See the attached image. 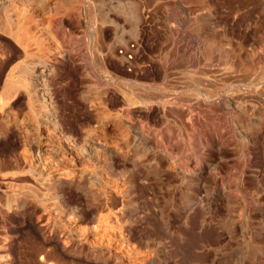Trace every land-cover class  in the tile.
I'll return each mask as SVG.
<instances>
[{"label":"rangeland","instance_id":"1","mask_svg":"<svg viewBox=\"0 0 264 264\" xmlns=\"http://www.w3.org/2000/svg\"><path fill=\"white\" fill-rule=\"evenodd\" d=\"M21 9L30 32L22 45L6 31L16 32L14 23L3 22L5 14L14 21ZM191 29L198 44L184 50L176 36ZM29 67L46 68L44 92L52 106L21 85L19 70ZM9 82L18 89L7 88ZM0 86V174L16 173L22 177L14 184L38 189L51 226L73 236L67 247L56 235L49 242L64 252L65 264H126L108 257L105 246H99L102 258L91 256L80 236L94 233L107 214L98 188L109 195L110 184L121 195L112 193L108 217L120 219L126 231L110 235L112 251L126 246L145 257L143 264H264V0H0ZM2 106L12 108L16 123L7 126ZM51 111L62 132L74 134L71 147L53 128ZM105 122L126 130L125 157L84 134ZM39 128L49 137H40ZM112 129L123 143L120 130ZM45 144L55 162L82 175L79 185L46 178L40 185L33 178L32 172H50L37 154ZM80 159L89 165L85 171ZM182 164L186 173L178 172ZM3 180L2 197L9 182ZM31 204V232L38 236L41 206ZM189 205L191 213L181 217Z\"/></svg>","mask_w":264,"mask_h":264},{"label":"bare ground","instance_id":"2","mask_svg":"<svg viewBox=\"0 0 264 264\" xmlns=\"http://www.w3.org/2000/svg\"><path fill=\"white\" fill-rule=\"evenodd\" d=\"M41 5H43L44 0H40ZM13 10L16 11V6H13ZM24 9H21V12L19 13V15H17L18 17L12 21V19L10 18V16H8L7 14L4 15V25L6 24H10L11 22L14 23V25L16 26V32H10L8 31V29L6 30L7 33L9 35H11L17 42H19L21 45L24 43V41L26 40L27 36L29 35V18L26 15V12L23 11ZM129 18V17H128ZM182 23H187L188 24V20L184 19V18H180L179 19ZM129 21V20H128ZM132 21V20H131ZM130 21V22H131ZM135 22V21H134ZM2 24V23H1ZM12 25V24H11ZM62 27V26H61ZM4 28V27H3ZM2 29V28H1ZM59 29V28H58ZM14 30V29H13ZM62 32V31H61ZM64 32V31H63ZM187 32V31H186ZM4 33V32H3ZM6 33V32H5ZM186 35L189 36V42H183ZM185 35V32L183 34V32L181 34H178L176 37H178L179 42L181 47L186 50H190V46L192 43H195V45L198 44V40H197V36L195 34V32L191 29L189 30V32ZM33 40L38 41L39 39L36 37H32ZM30 41V40H29ZM28 42V41H27ZM56 42V41H55ZM191 42V43H190ZM30 46V45H29ZM57 46V45H56ZM25 47V46H23ZM38 51H40L41 53L45 50L43 45L40 44V42L38 43ZM59 48V47H57ZM60 49V48H59ZM62 49V48H61ZM64 49V48H63ZM65 50V49H64ZM63 50V51H64ZM29 51V50H28ZM31 52V51H30ZM66 53V52H65ZM68 53V52H67ZM57 55V54H56ZM25 56V55H24ZM35 56V55H34ZM59 56V55H58ZM29 58V57H28ZM20 62V61H19ZM49 62V61H48ZM21 63V62H20ZM33 64V63H32ZM219 64V63H218ZM12 65V64H11ZM16 65V64H14ZM22 65V64H21ZM46 65V64H45ZM216 65V64H215ZM221 65V64H220ZM217 66V65H216ZM20 68V67H19ZM10 69V67H9ZM36 68H32L29 67L28 71H22L19 70V74H20V83L21 85L26 88L29 89L30 91H37L39 92L42 96H44L46 102H47V106H52V101L51 98L49 96H47V92H44V87L46 84V68L43 67L42 69L39 70H35ZM91 69V68H90ZM13 71V70H12ZM11 71V72H12ZM17 71V70H16ZM91 71V70H90ZM14 72V71H13ZM50 72V71H49ZM92 72V71H91ZM8 73V72H7ZM7 73L5 75H7ZM18 73V72H17ZM48 73V72H47ZM51 73V72H50ZM13 74V73H12ZM11 74V75H12ZM15 74V73H14ZM91 74V73H90ZM10 75V76H11ZM12 77V76H11ZM4 81V80H3ZM10 81V80H9ZM6 82V80H5ZM37 82H39V85L41 86L39 89H36V86H38ZM208 82V81H206ZM8 83V82H7ZM10 84L7 85V88H10V90H17L18 86L14 85L13 83L9 82ZM2 84V83H1ZM209 84V83H208ZM208 86V85H207ZM210 86V85H209ZM212 86V85H211ZM1 87V86H0ZM3 88V87H2ZM48 89V87H47ZM51 90V89H50ZM4 92V91H3ZM8 92V91H7ZM52 91H50L51 93ZM121 92V91H120ZM124 92V91H123ZM9 93V92H8ZM16 94V93H15ZM52 94V93H51ZM123 95V94H122ZM7 96V95H6ZM17 96V95H16ZM125 96V95H124ZM123 96V97H124ZM10 97V96H9ZM23 97V96H22ZM52 97V96H51ZM129 97V96H128ZM5 98V96L3 97ZM11 98V97H10ZM9 98V99H10ZM13 98V97H12ZM39 98V97H38ZM1 99V98H0ZM2 100V99H1ZM53 100V99H52ZM8 101V100H7ZM29 101V100H27ZM54 101V100H53ZM12 102V101H11ZM45 102V103H46ZM103 102V101H102ZM15 103V102H14ZM54 103V102H53ZM124 103V102H123ZM131 103V102H130ZM129 105V104H128ZM56 106V105H55ZM107 106V105H106ZM3 107V106H2ZM29 107V106H28ZM56 108V107H55ZM104 108V107H103ZM232 108H234V106H232ZM12 108H10L9 106L3 107V113H2V117L4 119V121L6 122L7 126L10 123H16V119L14 117V114L12 113ZM15 108H13L14 110ZM17 109V108H16ZM50 109V108H49ZM98 109V108H97ZM96 109V110H97ZM101 109V108H100ZM103 110V109H102ZM17 111V110H16ZM52 112V111H51ZM123 112V111H122ZM48 113V112H47ZM100 113V112H99ZM105 113V112H104ZM127 113V112H126ZM129 113V112H128ZM17 115V114H16ZM61 115V114H60ZM102 116V115H100ZM105 116V115H104ZM50 117V121L52 122L53 128L55 130H57L58 134H62L63 137L65 138V140H67L68 142V147H71V142L73 139V135L74 134H70V135H66L68 133H63L62 132V127L60 125V121L58 119V116L55 112H52ZM62 117V116H60ZM59 117V118H60ZM126 117V115H125ZM128 117V116H127ZM24 118V117H23ZM123 118V117H122ZM19 119V117H18ZM100 119V118H99ZM62 120V119H61ZM21 121V120H20ZM103 122V121H102ZM124 122V121H123ZM25 123V122H24ZM98 123V122H97ZM117 123V122H116ZM1 124V123H0ZM3 124V123H2ZM14 125V124H12ZM80 125V124H79ZM98 125V124H96ZM5 126V127H7ZM16 126H18L16 124ZM69 126V125H68ZM74 126V125H73ZM72 126V127H73ZM81 126V125H80ZM79 126V127H80ZM83 126V125H82ZM99 126V125H98ZM71 127V128H72ZM78 127V126H77ZM97 127V126H96ZM118 128L120 130V135L121 138L123 140V143H118L114 136H113V129L112 128ZM123 126H120L118 123L115 125H108L106 124H102L101 126L97 127L99 128V130L97 132H95L93 135L92 133L89 132H84V134L88 137L90 136H95L97 135L99 140L101 138V140H104V144H99L98 143V147H106L110 148V150L112 151V153H121L123 154V156L125 157V155L129 152L128 150V144L125 141V138L127 136L126 130H124L122 128ZM16 128V127H15ZM76 128V127H75ZM133 128V127H132ZM131 128V129H132ZM3 129V128H2ZM24 129V128H23ZM40 130H38V134L40 137H49V134L46 132L45 128H39ZM82 129V128H81ZM7 130V129H6ZM16 130V129H15ZM19 130V129H18ZM72 131V130H70ZM69 131V132H70ZM115 131V130H114ZM1 132V131H0ZM14 132V131H13ZM77 133V132H76ZM3 134V133H2ZM1 134V135H2ZM20 134V133H18ZM22 134V133H21ZM115 134V133H114ZM135 134H137L136 130H135ZM4 135V134H3ZM79 135V134H78ZM77 135V136H78ZM216 136H218V134H216ZM130 137V135H129ZM89 139V138H88ZM97 139V138H96ZM120 139V138H118ZM23 140V139H21ZM51 140V139H50ZM95 140V139H94ZM142 140V139H141ZM46 141V139H45ZM76 141V140H75ZM79 141V140H78ZM81 141V140H80ZM97 141V140H96ZM136 141V140H135ZM146 141V140H145ZM157 141V140H156ZM27 142V141H26ZM95 142V141H94ZM103 142V141H102ZM218 142L220 146H225L227 144V140L224 139L223 137H219L218 138ZM48 143V142H47ZM147 143V142H146ZM22 144V143H21ZM25 144V142H24ZM144 144V143H142ZM160 144V142H159ZM23 145V144H22ZM95 145V144H94ZM136 145H137V141H136ZM139 145V144H138ZM147 146V144H146ZM161 146V145H160ZM65 147V145H64ZM67 147V148H68ZM154 147V146H153ZM151 147V148H153ZM157 147V144H156ZM56 148V147H55ZM149 148V145H148ZM34 149V147H33ZM37 154L40 155L39 157V162H42L41 165H43V169L46 168L48 171L47 173H43L42 171H40L39 173H34L32 172V176L33 178H35L36 181L43 182L46 179H49L51 182L52 181H56L59 182V184H63L64 181L67 182H71L74 183L75 186L80 184V179L82 178V175H76L75 173H72V171L69 170L68 167L66 166H62L59 164V162H55V160H53L51 158L52 153H51V149L52 147L49 146L48 144H45V147L43 146L42 148L39 147L37 148ZM58 151L62 154L65 153V148H60L58 146ZM168 149V148H167ZM53 150V149H52ZM55 151V150H54ZM134 151V150H133ZM142 151V150H141ZM34 152V151H33ZM137 152V151H136ZM140 152V151H139ZM35 153V152H34ZM140 154V153H139ZM150 154V153H149ZM148 154V155H149ZM15 155V154H14ZM66 155V154H65ZM147 155V156H148ZM59 156V154H58ZM68 156V155H67ZM57 157V156H56ZM55 157V158H56ZM60 157V156H59ZM113 157V156H112ZM131 157V156H130ZM158 157V156H157ZM117 158V157H115ZM114 158V159H115ZM167 158L171 159L170 155H167ZM113 159V158H112ZM131 159V158H130ZM182 159V158H181ZM37 160V159H36ZM35 160V161H36ZM75 160V159H73ZM191 160V159H190ZM193 160V159H192ZM12 161V160H11ZM21 161V159H20ZM147 161V159H146ZM158 161V160H157ZM156 161V162H157ZM119 162V161H117ZM122 162V161H121ZM133 162V161H132ZM162 162V161H161ZM170 162V161H169ZM192 162V161H191ZM13 163V162H12ZM63 163V161H62ZM66 163V162H65ZM76 163V162H75ZM114 163V162H113ZM112 163V164H113ZM155 163V161H154ZM159 163V161H158ZM157 163V164H158ZM11 164V162H10ZM20 164V163H19ZM28 164V163H27ZM94 164V163H93ZM101 164V163H100ZM119 164V163H118ZM168 164V163H167ZM171 164V163H170ZM5 165V164H4ZM77 165V164H76ZM74 165V166H76ZM122 165V164H121ZM120 165V166H121ZM124 165V163H123ZM149 165V164H148ZM159 165V164H158ZM157 165V166H158ZM161 165V164H160ZM179 165V164H178ZM80 168L85 171L87 168H89V165L87 163V161H83L80 159V163H79ZM132 166V165H131ZM135 166V165H134ZM163 166V165H162ZM161 166V168H162ZM166 166V165H165ZM164 166V167H165ZM172 166V165H170ZM25 167V166H24ZM30 167V166H29ZM114 167V165H113ZM117 167V166H116ZM128 167V166H126ZM34 168V167H33ZM71 168V167H70ZM79 168V167H78ZM119 168H123V167H119ZM172 168V167H171ZM188 166L186 164H182L180 165V168L178 167L177 169L179 170L178 172L180 173H186ZM116 169V168H115ZM176 169V170H177ZM6 170V169H5ZM32 170V169H31ZM171 170V169H170ZM2 171V170H1ZM4 171V170H3ZM12 172V171H11ZM31 172V171H30ZM78 173V171H76ZM136 172V171H135ZM55 175H54V174ZM82 173V172H80ZM53 174V175H51ZM136 174V173H134ZM166 174V173H165ZM57 175V176H56ZM130 175V174H129ZM165 176V175H164ZM163 176V177H164ZM21 178L20 176H17L16 173L13 174H0V178L3 181H6V179L9 181L6 189L2 190V194L4 197L0 196V264H65V259H64V252L63 251H58L59 246L54 247L52 246V248H49V242L51 241V237H53V235L58 236V242L57 244H62L64 247H67L69 245H72L75 241V239L73 238V236H69L66 235L65 233H63V229L60 228H53L51 226V224L49 223V219L47 218V214H46V204H45V200L39 196V191L38 189H34L32 186L28 185L27 183H24L23 185L17 186L16 184L13 183V181H17L19 178ZM27 177V175H26ZM24 176V178H26ZM29 177V176H28ZM86 177V176H85ZM131 177V176H130ZM142 177V176H141ZM183 177V176H182ZM23 178V179H24ZM46 178V179H44ZM92 178V177H91ZM29 179V178H28ZM63 179V180H62ZM79 179V180H78ZM136 179V178H135ZM138 179V176H137ZM216 183H218L220 181V179L216 176L214 177ZM150 180V179H149ZM31 181V180H30ZM127 181V180H126ZM143 181V180H142ZM140 181V183L142 182ZM148 181V180H147ZM147 181H145V183H147ZM28 182V181H27ZM32 182V181H31ZM139 182V181H138ZM2 184V183H1ZM138 184V183H137ZM144 184V183H143ZM156 184V183H154ZM37 185V184H36ZM103 185V184H102ZM119 185V184H118ZM152 185V184H151ZM3 186V184H2ZM84 186V184H83ZM105 186V185H104ZM169 186V185H168ZM80 190L81 189V186ZM141 187V186H139ZM146 187V184L143 186ZM142 187V188H143ZM41 188V187H40ZM65 188V187H64ZM110 191H109V195L105 193L106 190H104V187H99L98 188V193L100 195V200L98 202H100L99 206L100 209L106 210L107 214L100 216L99 220H98V225L97 228L94 230L95 232L92 234H88L84 231H82V233L80 234V236H82V240L89 246V253L90 255L94 256L95 258H102L104 253L102 250L100 249L99 246H105L106 248H108L106 250V252L108 253V257H115V259L117 260H121L123 262H125L126 264H143L144 263V258L142 256H140L139 253H137L136 251L129 249L128 247H122V250L118 253L115 251H112L109 247L112 246L111 245V239H110V235L115 232L117 234V236L119 237H124L125 232L124 228L122 226V223L120 222V219L118 218H113V220L111 221L109 219V214L112 211V208L110 205H112L113 203L111 201H114V198L112 195L117 194V195H121V191L119 190V188L115 185V184H110L109 186ZM56 189V188H55ZM63 189V188H62ZM92 189V188H91ZM144 189V188H143ZM42 190V189H41ZM65 190V189H64ZM138 190V188H137ZM155 190V189H154ZM66 191V190H65ZM85 191V190H84ZM138 191H141V189H139ZM145 192V190H143ZM147 192V191H146ZM71 193V192H70ZM69 193V194H70ZM74 194V192H72ZM81 193V192H80ZM114 193V194H112ZM165 193V192H164ZM199 193V192H198ZM57 194V193H56ZM59 194V193H58ZM67 194V192L65 193ZM89 194V193H88ZM141 194V193H140ZM146 194V193H145ZM1 195V194H0ZM60 195V194H59ZM62 195V194H61ZM76 195V194H75ZM150 195V194H149ZM82 196V195H81ZM147 196V194H146ZM79 197V196H78ZM83 197V196H82ZM87 197V196H85ZM143 198V196H141ZM145 198V196H144ZM35 200L36 202H38L41 206V214H39L37 216V220L40 221L41 225L38 227V229L35 227L37 225H35L34 227L38 230V236H35L32 234L31 229L32 228V200ZM66 199V198H64ZM87 199V198H86ZM119 200V198H117ZM161 199V198H160ZM201 198H197V202H200ZM68 202L69 200L66 199ZM81 200V199H80ZM110 200V201H109ZM122 200V199H121ZM138 200V199H137ZM140 200V199H139ZM145 200H148L145 198ZM150 200V199H149ZM148 200V201H149ZM170 200V199H169ZM66 201V202H67ZM83 201V200H82ZM81 201V202H82ZM120 201V200H119ZM142 199L140 200V203L144 202L142 201ZM61 202V201H60ZM63 202V201H62ZM152 202V199H151ZM150 202V203H151ZM74 203V202H73ZM72 203V204H73ZM77 203V202H76ZM80 203V202H79ZM90 203V202H89ZM75 204V203H74ZM88 204V203H86ZM147 204V203H146ZM154 204V203H153ZM67 205V204H66ZM71 205V204H70ZM152 205V204H150ZM69 206V205H68ZM73 206V205H71ZM153 206V205H152ZM64 207V206H63ZM112 207H114L112 205ZM149 207V206H148ZM65 208V207H64ZM72 208V207H71ZM153 208V207H151ZM68 209V208H67ZM36 211V209H35ZM38 211V210H37ZM40 211V210H39ZM79 211V210H77ZM192 211V205H189L188 207H184L182 209V211L180 212L179 215H181V217L187 218L188 215L191 213ZM85 212V211H84ZM152 212V211H151ZM36 213V212H35ZM66 213V212H65ZM64 213V214H65ZM78 213V212H77ZM52 214V213H51ZM155 214V213H154ZM18 215L21 217L20 221H18ZM37 215V214H34ZM121 215V214H120ZM53 216V215H52ZM137 216V215H136ZM81 218V217H80ZM34 219V218H33ZM79 219V218H78ZM190 219V218H189ZM52 220V219H51ZM53 221V220H52ZM55 221V220H54ZM80 222V221H79ZM77 222V223H79ZM181 222V221H180ZM179 222V223H180ZM53 223V222H52ZM185 223V222H184ZM187 223V222H186ZM36 224V223H35ZM39 224V223H38ZM65 224V223H64ZM80 224V223H79ZM167 224V222H166ZM76 226V225H75ZM170 227V226H169ZM172 227V226H171ZM167 228V227H166ZM72 229V228H70ZM66 231V230H65ZM168 231V230H167ZM36 233V232H34ZM69 234V232H68ZM78 234V232H77ZM74 235V234H73ZM113 236V235H112ZM54 238V237H53ZM114 240V239H113ZM120 240V238H119ZM125 241V240H123ZM128 241V240H127ZM53 242V241H52ZM51 242V243H52ZM115 242V241H114ZM120 242H122L120 240ZM126 242V241H125ZM130 243V242H129ZM114 244V243H113ZM122 245L124 243H121ZM126 244V243H125ZM129 246V245H127ZM74 247V246H73ZM120 246L119 244H116L115 246V250L118 249ZM98 248V249H97ZM76 250V249H75ZM73 252V251H72ZM76 253V252H75ZM64 256V257H63Z\"/></svg>","mask_w":264,"mask_h":264}]
</instances>
